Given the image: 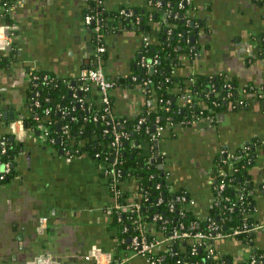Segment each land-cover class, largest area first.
I'll use <instances>...</instances> for the list:
<instances>
[{
  "label": "crops",
  "instance_id": "1",
  "mask_svg": "<svg viewBox=\"0 0 264 264\" xmlns=\"http://www.w3.org/2000/svg\"><path fill=\"white\" fill-rule=\"evenodd\" d=\"M88 1L12 0L5 14L7 24L0 6V53L4 58L0 57V130L23 146L15 176L0 184V264H96L95 254L108 255L115 262L127 255L106 213L115 201L103 164L86 157L67 161L47 144L43 124L33 130L23 124L28 115L31 72L77 84L79 72L90 63L95 50L93 31L83 23ZM148 1L102 2L109 10L125 7L143 12ZM189 2L191 16L201 30L192 35L195 57L182 56L175 75L187 81L223 72L235 78L240 88L264 85V6L251 0ZM160 29L156 24L145 33L101 30L107 53L101 66L115 83L110 94L114 118L132 119L140 111L144 96L140 85L132 84L131 75L144 42L156 45ZM5 35L10 36L8 46L1 41ZM8 47L10 50L4 51ZM83 94L87 102L97 103L94 87ZM258 101L225 108L212 121L199 120L163 132L156 150L157 159H161L156 163L158 169L166 173L173 189H183L191 210L203 219L216 204L212 171L219 152L231 156L245 145L256 149L249 172L251 217L261 228L245 239L223 238L214 243V253L227 264L244 263L258 252L264 254V116ZM4 107L12 119H2ZM143 152L153 157L155 149L151 144ZM133 187L128 180L119 184L120 191L132 196ZM42 218H46L44 228L40 227ZM121 264L146 262L132 257Z\"/></svg>",
  "mask_w": 264,
  "mask_h": 264
},
{
  "label": "trees",
  "instance_id": "2",
  "mask_svg": "<svg viewBox=\"0 0 264 264\" xmlns=\"http://www.w3.org/2000/svg\"><path fill=\"white\" fill-rule=\"evenodd\" d=\"M102 1L89 0L83 11V18L97 13L100 31L116 32L118 28H122L145 33L156 24L161 28L157 44L142 49L141 58L135 65L134 74L131 75L136 78L135 81H131L132 84L140 85L143 81L151 83L150 86H144L147 95L142 101L140 111L132 119L114 118L115 126L112 129L111 126L103 125L100 119L92 120L94 114L98 117L102 114L98 103H93L89 110L88 106L91 103L86 99L82 107L77 105L78 98H85L84 94L74 92L77 84H67L53 76L45 78L41 73L31 72L30 75L37 77V80H30L28 85L30 101L27 104L28 115L23 118L24 126L33 130L42 121L40 123L44 125L50 148L57 153L61 152L62 155L69 150V155L74 158L86 157L101 162L106 170H114L119 174L117 189L124 180L134 183L133 196L130 192L120 191L117 197V205L125 210L118 211L113 208L109 215L111 227L118 235L121 248L127 247V240L138 234L136 230L139 227L142 228L147 241H151L168 237L169 233L179 225L191 233L202 232L212 235L213 231L208 230L210 224L218 226V232L225 234L243 222L254 223L251 217L252 195L249 179V172L255 160L256 149L253 145L246 146L247 152L236 155L238 162L234 164L231 174L227 172L223 160L218 158L215 160L212 177L216 168H221L227 173L228 176L223 179L225 186L221 196L228 201L217 200L209 210L208 216L203 219L197 217L191 210L188 204L189 198L182 188L173 189V193L167 191L170 184L167 182L166 173L159 170L156 164H151L150 158L143 153V146L153 143L151 137L157 119L158 125L164 128V132H172L177 126H190L199 120L212 121L216 113L237 103L241 88L247 93L261 88V95L264 96V85L259 87L247 85L240 88L235 78L223 72L195 76L188 78L187 81L175 75L177 69L181 67L182 56L189 60L195 57L196 46L195 43H191V36L198 35L201 30L200 25L192 27L190 23H186L187 14L191 13V6L185 4L186 0H149L147 9L143 12L125 7L109 10ZM157 1H160L158 6H156ZM251 1L256 5L264 6V0ZM11 2L12 0H0V5L10 7ZM180 2L181 9L178 8ZM121 10L129 16L120 15ZM1 15L5 23H9L8 15L4 13ZM136 20H138L137 24H135ZM190 21L196 23L194 18H190ZM88 28L91 29L90 26ZM92 41L94 43V34ZM262 47L264 48V42ZM106 57V52L101 54L102 61H105ZM92 59L91 56L89 61ZM140 59L144 60L143 64H139ZM148 60L154 64L152 71L147 68ZM226 84H229L230 88H225ZM186 93L192 97L191 103L182 102L181 99L187 95ZM146 101L150 102V107L145 106ZM34 102L38 104L36 107ZM104 116L108 119V115L104 114ZM140 118H143L144 122L137 127ZM64 125L69 129L67 136L62 134ZM116 133H121L123 136L120 145L113 147ZM12 138L14 137L11 134L0 130V143L2 141L5 143L3 154L0 146V163L8 162L11 167L10 174L0 181V184L10 181L15 176L17 158L23 151L22 144ZM105 178L109 184L110 176ZM157 185H159L158 189ZM239 189L245 191L241 202L237 200ZM181 194H184L185 202H175V197ZM230 205L234 206L230 208ZM156 216L161 217L162 220L155 219ZM249 236L250 234L239 238L245 239ZM195 242L187 240L170 244L169 248H172V252L176 255L170 256L167 252H160L155 259H158V264H176L177 261H180V264L222 263V258L215 253L213 256H207L204 246L193 249ZM252 257L256 262L264 261L262 253L258 252ZM115 261V258L112 259L111 264H116Z\"/></svg>",
  "mask_w": 264,
  "mask_h": 264
},
{
  "label": "built area",
  "instance_id": "3",
  "mask_svg": "<svg viewBox=\"0 0 264 264\" xmlns=\"http://www.w3.org/2000/svg\"><path fill=\"white\" fill-rule=\"evenodd\" d=\"M185 4L190 5L189 0L185 1ZM160 5V1H157L156 6ZM2 12H4V14H7L9 7H6L5 5H0ZM178 8H182V4L181 2L178 4ZM120 15H124V16H129V14H127L125 11L121 10L119 12ZM186 23H190L192 27H196V23H192L190 21V18H192L191 13L187 14L186 16ZM83 23L85 24V26H90V28L93 31L94 34V43H95V50H94V54L92 55L93 59L90 61V64H88L86 67H84L78 74V83H77V87L74 89V92H79V93H84L89 87H94L97 91L98 94V101L97 103L101 106V111L102 114L100 115V117L97 116V114H94L92 117L93 121H97L98 119H100V121L102 122L103 125L105 126H111L112 129H114V117L111 113V91L115 86V83L111 80H109L106 77L104 68L101 66L102 64V58H101V54L106 52V48L103 44V37L101 35V31H100V25H99V20L97 17V13H95L92 16H85L83 18ZM138 23V20H136V23ZM8 27L6 26V29ZM170 34V33H168ZM9 40H10V36H3V39L1 40L2 43L4 44V46H8L9 45ZM150 46V44H148V42H144V48ZM144 60L140 59L139 64H143ZM154 64L148 63L147 61V68L149 69H153ZM46 78V77H45ZM30 80H37V77H35L34 75H30ZM132 80L135 81L136 78L132 77ZM150 82L149 81H143L140 84V87L142 88V92H143V96L145 97L147 95V91L145 90L144 86H150ZM225 88H230L229 84H226ZM261 88L256 89L255 91H251V93H247L245 89L241 88L239 90V95L240 98L237 101L236 105L241 106L244 105L247 102L250 101H254V100H260L264 103V96L261 95ZM197 95V93L195 94ZM216 95V94H215ZM227 97H229V94L227 95ZM182 99L184 100V103H191L192 102V97L191 96H185L182 97ZM77 105H79L80 107H82L85 103L84 98H78L77 99ZM168 103V102H167ZM38 104L37 102H34V106L36 107ZM92 104H89L88 106V110L91 108ZM146 107H150V102L146 101L145 103ZM66 112H68L67 109H65ZM46 114H48V112L46 111ZM62 114H64L62 112ZM104 114L108 115V119H106V117L104 116ZM144 122L143 118H140L137 121V127H139L142 123ZM153 135L151 137V140L153 142H158L162 136V133L164 132V128L162 126L158 125V119L155 121V125L153 127ZM106 132V131H104ZM69 133V129L67 125H64V127L62 128V134L67 136ZM45 135L47 137V133L45 131ZM123 134H118L116 133L114 135V140L112 143L113 147H117L120 145V139L122 138ZM1 146V153L3 154L5 152V143L4 141H2L0 143ZM248 148L244 147L240 152L241 153H245L247 152ZM64 156L66 158L67 161L73 159L74 157L69 155V150H67L64 153ZM78 158V157H76ZM152 158V156H151ZM218 159L219 160H223V164L226 165L228 171L230 174L231 172H233V166L234 164H236L238 162V157L237 156H228L227 154H225V152L223 150H221L218 154ZM156 161V160H155ZM3 167V170L0 171V181H3L5 179V177L10 174L11 172V167H10V163L6 162L5 164H1L0 163V167ZM103 175L104 176H110V178L108 179V188H109V192L112 194V197L115 201V205L111 208L107 210V214H111V210L114 208L118 211H122L125 209H122L119 205H117V197L120 194V190L116 188V184L118 183L117 178L119 177V174L116 173L114 170H106L104 168L103 165ZM228 175L226 172H224L221 168H216L215 169V175H214V180H216V184L214 185V192H215V199L217 200H225L228 201L227 198H222L221 196V192L225 186V183L223 182V179L226 178ZM156 188H159V185L156 186ZM169 193H173L174 190L171 186L168 187L167 190ZM245 196V191L244 189H239L238 190V201H242L243 198ZM185 197L184 194L178 195L175 197L174 201L177 203H182L185 202ZM188 204H190V200H188ZM232 208L234 205H230ZM172 208V205L170 206ZM155 219L158 220H162L161 217H155ZM40 227L44 228L45 224H46V218H42L40 219ZM258 228H261V225H258L256 223H251L248 224L246 222H243L241 225H239L238 227L232 228L229 230V232L222 234L221 232H218V226H215L213 224H210L208 227L209 231H213L212 235L210 233H202V232H195V233H191L188 230H185L184 227L182 225H179L178 227L174 228L168 235V237L164 238V239H154L151 241H147V239L144 237L143 235V230L142 228H137V233L135 234L132 238L129 239L128 245L126 247V253L127 255H124V257L120 260H118V262L116 264H121V262L123 260H128L132 257H141L145 260L146 264H158V259L156 258V255H158V253H160L163 249V247H166L165 250H163V253H168V255L170 256H175L176 253L172 252V248H169L170 244L173 243H179V242H185L187 240H194L196 241L195 244H193V249L197 246H204L207 252V256H213L214 255V243L219 240V239H223V238H237L240 236H248L249 234L253 233L254 231H256ZM94 258L96 260V264H111V258L110 256L106 255L104 257H100L98 254L94 255ZM176 264H180V261H177ZM221 264H227L224 261H222ZM240 264H264V261H259L256 262L255 259L253 257H250L248 261L244 262V263H240Z\"/></svg>",
  "mask_w": 264,
  "mask_h": 264
},
{
  "label": "water",
  "instance_id": "4",
  "mask_svg": "<svg viewBox=\"0 0 264 264\" xmlns=\"http://www.w3.org/2000/svg\"><path fill=\"white\" fill-rule=\"evenodd\" d=\"M194 32L196 33V30H195ZM194 40H195V36H192V37H191V43H194ZM9 50H10V47L6 48L4 51L8 52ZM2 55H3V54L0 53V57H3ZM148 63H150V60H148ZM102 65H104V64H102ZM150 71H152V69H150ZM258 102L262 103V105H263L262 115L264 116V103H263L262 101H258ZM235 106H238V105L235 104ZM7 118L12 119V113H7V108L4 107V112H3V118H2V119H3L4 121H6ZM39 123H40V122H39ZM40 124H42V123H40ZM37 134H38V133H37ZM12 139H14V138H12ZM152 145H153V148L155 149L154 156L151 158L149 152H148V153H145V154H146L147 157L150 158V162H151V164H156V163H158V162L160 163V162H161V159H160V158L157 159L158 154H156V150L158 149V142L155 141V142L152 143ZM147 147H150V145H149V144H146V145H145V148H147ZM245 147H246V145H245ZM145 148H143V149H145ZM241 150H242V149L240 148L239 150H237V151H236L233 155H231V156H236L237 154L240 153ZM143 153H144V152H143ZM155 159H157V161H155ZM161 168H162V167H161ZM2 170H3V167L1 166V167H0V171H2Z\"/></svg>",
  "mask_w": 264,
  "mask_h": 264
}]
</instances>
